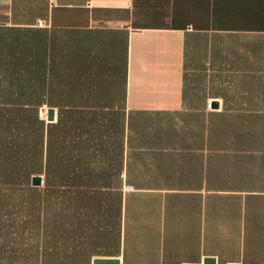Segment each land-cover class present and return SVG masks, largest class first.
Here are the masks:
<instances>
[{
	"label": "crops",
	"instance_id": "obj_1",
	"mask_svg": "<svg viewBox=\"0 0 264 264\" xmlns=\"http://www.w3.org/2000/svg\"><path fill=\"white\" fill-rule=\"evenodd\" d=\"M0 26L126 46L142 184L123 188L118 255L95 257L264 264V0H0Z\"/></svg>",
	"mask_w": 264,
	"mask_h": 264
},
{
	"label": "trees",
	"instance_id": "obj_2",
	"mask_svg": "<svg viewBox=\"0 0 264 264\" xmlns=\"http://www.w3.org/2000/svg\"><path fill=\"white\" fill-rule=\"evenodd\" d=\"M126 91L113 31L0 26V264L118 255L123 188L142 184L130 175Z\"/></svg>",
	"mask_w": 264,
	"mask_h": 264
},
{
	"label": "water",
	"instance_id": "obj_3",
	"mask_svg": "<svg viewBox=\"0 0 264 264\" xmlns=\"http://www.w3.org/2000/svg\"><path fill=\"white\" fill-rule=\"evenodd\" d=\"M216 105V103H214ZM46 115L44 119L47 123L54 122L57 117V109L55 107L49 106L45 107ZM31 184L33 186H40L43 184L42 176L34 175L31 179ZM92 264H120L118 258L112 257H95L92 260ZM203 264H216V259L214 257H208L203 260Z\"/></svg>",
	"mask_w": 264,
	"mask_h": 264
},
{
	"label": "rangeland",
	"instance_id": "obj_4",
	"mask_svg": "<svg viewBox=\"0 0 264 264\" xmlns=\"http://www.w3.org/2000/svg\"><path fill=\"white\" fill-rule=\"evenodd\" d=\"M45 112H46V110H45V109H44V110L41 112V114H42V116H43V117H45V115H46V113H45Z\"/></svg>",
	"mask_w": 264,
	"mask_h": 264
},
{
	"label": "built area",
	"instance_id": "obj_5",
	"mask_svg": "<svg viewBox=\"0 0 264 264\" xmlns=\"http://www.w3.org/2000/svg\"><path fill=\"white\" fill-rule=\"evenodd\" d=\"M131 187L130 186H126V189H130Z\"/></svg>",
	"mask_w": 264,
	"mask_h": 264
}]
</instances>
